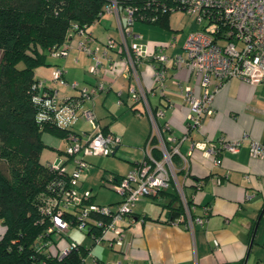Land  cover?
<instances>
[{
  "label": "built area",
  "instance_id": "built-area-1",
  "mask_svg": "<svg viewBox=\"0 0 264 264\" xmlns=\"http://www.w3.org/2000/svg\"><path fill=\"white\" fill-rule=\"evenodd\" d=\"M121 2L109 0L100 12V16L104 13L115 16L116 37H109L104 43L96 42L90 46L89 43L94 38L87 30L78 28L76 32L85 35V40L78 41V46L91 56L89 72L99 76L98 81L81 86L77 82L67 83L64 68L55 64L52 66L51 81L77 88V95L61 96L57 89L44 84L42 80H37L32 85V100L37 108L36 119L51 120L61 129H67L61 137L64 142L62 157L57 162L47 163L60 174L47 184V188L53 193L42 195L38 200L39 213L49 221L47 232H52V236H63L69 228L74 227L92 235L95 243L106 240L108 245L115 246H122L124 243L126 229L122 223L133 222L132 208L136 202L144 197H157L170 186L177 192L181 203L178 222L193 232L195 223L202 224L206 220L207 208H203L202 214L193 213L195 204L193 201L189 202L190 197L185 191V176L180 179L177 170L185 171L188 159L180 153L178 146L189 131L201 127L204 114L213 112L211 85L215 90L232 77H239L252 84L264 83V0H132L120 4ZM173 10L184 11L193 16L199 25L186 35L182 44L183 53L168 55L162 51L164 47L172 45L176 36H172L169 43L161 44L158 50L152 52L134 41L139 37L131 28L135 21L154 22L163 13L169 14ZM68 41L51 49L50 55L56 58L66 56L70 48ZM109 50H114L118 55L112 56ZM144 59L152 60L154 86L151 93L160 97L165 95L167 62H173L176 67H185L200 75L199 85L203 90L199 94H195L194 88L188 84L178 85L188 103L186 132L180 137L173 135L170 125L161 120L164 108H153L148 99V92L143 88L139 76V63ZM118 75L133 79L128 87L130 98L142 103L151 129L146 144L142 147V159L118 180H113V188L121 198L112 207L94 203L91 200V190L83 189L81 181L82 174L88 168L87 156L109 154L120 143L121 138L114 132L102 131L93 107L82 108V105L104 90L106 82H111ZM77 118L91 123V130H72ZM241 141L242 138H221L218 144L213 141H196L191 146L218 156L223 149L238 150ZM248 144L249 156L257 157L264 153V144L258 140L251 139ZM153 149L159 154L156 155ZM175 155L181 158V168L172 159ZM199 183L197 181V185ZM212 242L218 248V241L214 239ZM46 244L47 242L44 246ZM72 246H76V242L69 241L61 247L59 257L68 253ZM91 259V264H120L118 260L108 262L94 259V256Z\"/></svg>",
  "mask_w": 264,
  "mask_h": 264
},
{
  "label": "crops",
  "instance_id": "crops-1",
  "mask_svg": "<svg viewBox=\"0 0 264 264\" xmlns=\"http://www.w3.org/2000/svg\"><path fill=\"white\" fill-rule=\"evenodd\" d=\"M157 27L169 30V21L168 27ZM85 30L94 38L90 46L96 42L104 43L109 37L117 36L116 18L111 13H104ZM138 35L136 42L143 44L148 52L167 44L168 38L160 34L146 41ZM80 40H85V35L72 34L67 42L70 48L66 56L55 61L47 58L49 64L38 67V73H34L35 78L57 89L61 96L77 95L79 91L68 84L51 82L52 64L64 68L67 83L77 82L81 86L100 79L89 73L92 58L78 46ZM176 40L175 37V42L162 51L168 55L183 53V42L176 43ZM109 53L114 57L118 55L114 50ZM151 62V59H144L139 63L140 81L148 92L152 107L164 108L161 120L170 125L173 135L180 137L186 132L188 103L178 85L188 84L194 88L195 94H199L203 90L199 85L200 75L167 62L165 95L160 97L151 93L154 86ZM115 77L106 82L104 90L85 101L82 108L93 107L98 126L120 135V143L109 153L117 158L87 156V160L97 167L82 174V186L94 183L88 180L94 171L101 179L114 180L124 175L142 159V147L150 134V121L143 112L142 103L133 101L129 95L128 87L133 79L123 75ZM210 90L213 91V112L204 114L201 127L189 131L178 146L180 153L188 159L187 168L179 173L180 179L185 176V191L195 204L193 213L202 214L203 208H207L206 220L202 224L195 223L193 232H190L181 222L168 219L172 210L163 206L165 195L152 196L159 202L153 208L147 197L140 198L132 208L133 222L125 225L124 245L111 247L106 240L96 243L91 246L96 258L108 262L118 260L120 264H264V153L249 156L248 144L251 139L264 144V83L252 84L232 77L215 90L211 85ZM72 127L77 131L91 129L82 118H77ZM221 138H242V141L238 150L223 149L218 156L191 146L196 141L218 144ZM176 159V166L181 168V158L176 155ZM92 193L95 203L112 207L121 198L118 196L100 203L95 201V193ZM214 239L218 241V248L213 246Z\"/></svg>",
  "mask_w": 264,
  "mask_h": 264
},
{
  "label": "trees",
  "instance_id": "trees-1",
  "mask_svg": "<svg viewBox=\"0 0 264 264\" xmlns=\"http://www.w3.org/2000/svg\"><path fill=\"white\" fill-rule=\"evenodd\" d=\"M108 1L0 0V220L3 225L0 264H87L84 258L91 253L90 246L96 244L91 235V245L76 242V246L59 257L61 247L71 240L67 233L64 239L62 234L52 236V232H47L49 221L39 213L38 200L53 193L47 184L60 175L48 162L39 159L40 151L47 145L42 133L61 138L67 129H61L51 120L36 119L32 85L38 80L35 68L49 64L50 50L68 41L78 28L85 30L98 20ZM121 1L120 4L132 2ZM168 15L163 13L156 21L147 23L168 27ZM21 61L23 67H16ZM101 129L106 132L105 128ZM172 159L176 162V155ZM160 195H165L163 206L169 211L181 210L172 186ZM92 197L91 190L93 201ZM94 259L98 258L94 256Z\"/></svg>",
  "mask_w": 264,
  "mask_h": 264
},
{
  "label": "rangeland",
  "instance_id": "rangeland-1",
  "mask_svg": "<svg viewBox=\"0 0 264 264\" xmlns=\"http://www.w3.org/2000/svg\"><path fill=\"white\" fill-rule=\"evenodd\" d=\"M168 21H169V30H160V28L157 27V24H152V23H147V22H141L139 20L135 21L133 27H131L134 31L135 34H140L142 37L141 39L146 41L149 40L151 37H155V35H159L162 37L168 38L166 40V43H169L171 41L172 36H176L177 42L176 43H181L185 40L186 35L191 31L199 27L198 23L195 21L194 17L191 15L186 14L184 11L180 10H173L169 13L168 15ZM106 22V20H104ZM136 41V39H135ZM175 42V41H174ZM102 43V42H100ZM48 54V53H47ZM49 60H54L57 58H51L50 55L48 54ZM54 64H52L53 66ZM16 67L22 68L23 63L18 62L16 64ZM38 67H45V65H39L35 68V74L38 73ZM46 73L45 71H43ZM90 73V72H89ZM93 75L92 73H90ZM51 81V80H50ZM52 82V81H51ZM88 122L87 120H85ZM89 126L91 123H89ZM87 126V125H83ZM92 128V126H90ZM76 128V127H75ZM78 130V129H75ZM91 130V129H90ZM88 131V130H87ZM42 140L47 144L42 148L40 151L39 159L42 163H47V162H57L60 158L62 157V150L64 149V142L61 140L60 137H57L55 135H52L48 132H43L42 133ZM58 148H61V151H58ZM96 158H117L116 156H113L111 154H99V155H93ZM99 166V165H98ZM97 167L95 163H88V168L87 169H92ZM88 170V171H89ZM128 172V171H127ZM126 173V172H125ZM89 181L94 182L91 185L86 183L83 189H91L95 193V201L96 202H106L110 199H116V197L120 196L113 188L114 182L111 179H101L100 175L98 172H92L91 176L88 178ZM187 193V192H186ZM149 204L153 207L158 206V201L155 200L153 197H147ZM3 231V225L0 220V233ZM68 238L73 241V242H78V243H85L90 245L92 243V238L91 235H88L86 231L84 230H79L77 228H69L67 235ZM91 247V246H90ZM92 247H91V254L85 258L86 262L92 263ZM94 255V254H93Z\"/></svg>",
  "mask_w": 264,
  "mask_h": 264
},
{
  "label": "water",
  "instance_id": "water-1",
  "mask_svg": "<svg viewBox=\"0 0 264 264\" xmlns=\"http://www.w3.org/2000/svg\"><path fill=\"white\" fill-rule=\"evenodd\" d=\"M180 217V212L178 210H172L170 212V217L168 218L171 222L177 223L178 218Z\"/></svg>",
  "mask_w": 264,
  "mask_h": 264
}]
</instances>
